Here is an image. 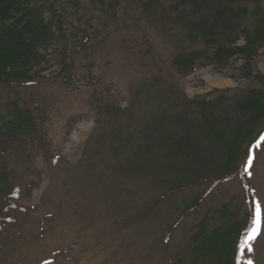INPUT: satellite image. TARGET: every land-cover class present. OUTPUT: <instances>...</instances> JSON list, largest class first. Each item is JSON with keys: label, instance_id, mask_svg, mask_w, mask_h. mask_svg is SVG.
I'll return each mask as SVG.
<instances>
[{"label": "rangeland", "instance_id": "rangeland-1", "mask_svg": "<svg viewBox=\"0 0 264 264\" xmlns=\"http://www.w3.org/2000/svg\"><path fill=\"white\" fill-rule=\"evenodd\" d=\"M112 1L113 13L105 7ZM177 2L60 0L56 11L68 26L65 43L49 53L51 68L32 85L0 84L1 117L13 103L45 106L51 155L46 160L41 150L32 156L28 149L6 155V172L32 187L18 201L24 208L18 234L0 238V264H169L203 215L230 202L244 211L246 199L254 213L259 203L260 223L244 262L264 264V141L254 145L252 163L240 157L238 169L219 183L215 178L226 174L214 169L220 155L209 166L191 160L181 167L162 163L154 150L152 141L163 135L154 125L166 114L187 113L173 104L176 95L193 100L218 90L229 100L260 87L243 73L264 77L263 49L249 66L236 58L181 78L172 60L190 47L171 21ZM84 35L87 43L77 47ZM63 61L74 75L68 86L64 73L56 76ZM138 91L146 95L130 109ZM110 108L126 111L111 116ZM182 184L189 187L170 193ZM202 192L179 219L183 203Z\"/></svg>", "mask_w": 264, "mask_h": 264}, {"label": "trees", "instance_id": "trees-1", "mask_svg": "<svg viewBox=\"0 0 264 264\" xmlns=\"http://www.w3.org/2000/svg\"><path fill=\"white\" fill-rule=\"evenodd\" d=\"M68 1L72 3V0ZM261 2L179 0L172 8L176 15L171 21L185 32L190 50L181 51L172 60L178 75L186 78L202 68L225 67L236 58H242L244 65L249 66L264 49V7ZM59 3L60 0H0V84L9 88L32 85L51 68L49 53L65 43L68 26L56 11ZM116 5L117 2L112 1L105 7L113 13ZM99 7L101 12H106L102 2ZM80 41L77 47H84L87 37L84 35ZM61 64L64 66L56 76L64 73L62 82L68 86L74 75L68 76L70 64L64 61ZM243 77H253L260 87L234 94L229 100L218 90L193 100L176 95L173 104L185 107L186 115L166 114L154 125L163 134L152 141L162 163L183 167L193 160L197 165L209 166L215 155H220V166L214 169L219 168L226 174L215 178L219 183L238 169L240 157L253 161L254 145L264 141V126L257 131L264 123V77L251 76L247 72ZM145 95L138 91L130 109ZM154 100L153 97L151 101ZM125 111L110 108L107 112L113 116ZM7 115L6 118L0 116V238L18 234L13 231L24 210L18 201L27 197L32 187L18 185L15 175L6 172V155L12 149L22 152L28 149L32 156L36 155L33 151L41 150L46 160L51 157L44 127L45 106L23 109L13 103ZM136 181L142 180L136 178ZM188 187L189 184H182L170 193ZM202 198L203 192L190 205L183 203L179 219L192 211ZM246 201L244 211L239 204L230 202L203 215L188 230L183 247L169 258L168 263L245 264L243 250L247 244L242 241L254 226L255 218L249 200Z\"/></svg>", "mask_w": 264, "mask_h": 264}, {"label": "snow or ice", "instance_id": "snow-or-ice-1", "mask_svg": "<svg viewBox=\"0 0 264 264\" xmlns=\"http://www.w3.org/2000/svg\"><path fill=\"white\" fill-rule=\"evenodd\" d=\"M255 219L253 220V227L251 229H249L248 232V236L246 238V240L242 241V243H247L248 240L254 239L255 235L258 234L259 232V223H260V205L259 203L256 204V208H255ZM249 250H251L249 248ZM250 264V262H249Z\"/></svg>", "mask_w": 264, "mask_h": 264}]
</instances>
